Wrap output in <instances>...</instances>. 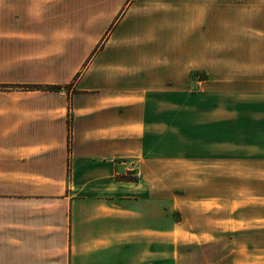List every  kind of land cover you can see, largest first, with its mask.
Instances as JSON below:
<instances>
[{
    "label": "crops",
    "instance_id": "1",
    "mask_svg": "<svg viewBox=\"0 0 264 264\" xmlns=\"http://www.w3.org/2000/svg\"><path fill=\"white\" fill-rule=\"evenodd\" d=\"M263 172L264 0H0V264H264Z\"/></svg>",
    "mask_w": 264,
    "mask_h": 264
},
{
    "label": "rangeland",
    "instance_id": "2",
    "mask_svg": "<svg viewBox=\"0 0 264 264\" xmlns=\"http://www.w3.org/2000/svg\"><path fill=\"white\" fill-rule=\"evenodd\" d=\"M124 11L121 12V14ZM205 128V126H202L200 130L202 131ZM213 131H217L221 135V138H219L217 135L216 138L210 139L209 143H205L206 145H200V154L194 155L193 158L199 159L197 162H199V168H189L187 170H179V171H173L169 170V174H172L173 177L179 179V178H199L200 180H203V185L200 186H188L186 187L188 189V193L195 198H199L202 196V206L208 207L211 209L212 207L216 206V201L222 200L224 196V167H223V139H222V127L220 131L217 130L218 127H209ZM176 141L181 142V140L176 139ZM186 145V143H184ZM186 148V147H184ZM189 156L192 152L190 149L187 151ZM193 156V155H192ZM190 156V157H192ZM206 162H209L210 164H206ZM207 165H210L207 167ZM250 168V167H249ZM253 168V167H251ZM255 169L251 170H245L246 174L252 177H256V171ZM233 172H236L235 169L232 170ZM264 177V172H263ZM180 187L177 186L176 189H179ZM229 188V187H228ZM231 192L233 195L235 193H239L240 190H246L248 195L258 193L261 194V196H264V184L263 185H255V184H249L244 187L240 186H231ZM241 188V189H240ZM178 193H181L180 190H176ZM262 202L260 203V205ZM217 207V206H216ZM237 206L235 205L234 209ZM218 208V207H217ZM264 210V201L263 206Z\"/></svg>",
    "mask_w": 264,
    "mask_h": 264
},
{
    "label": "trees",
    "instance_id": "3",
    "mask_svg": "<svg viewBox=\"0 0 264 264\" xmlns=\"http://www.w3.org/2000/svg\"><path fill=\"white\" fill-rule=\"evenodd\" d=\"M10 88V87H9ZM16 88L22 89V90H46V91H58L61 89V87L56 86H16ZM68 149L70 152V120H69V143H68Z\"/></svg>",
    "mask_w": 264,
    "mask_h": 264
}]
</instances>
